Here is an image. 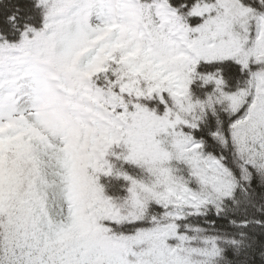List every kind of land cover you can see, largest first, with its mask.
<instances>
[{
	"label": "snow or ice",
	"instance_id": "1",
	"mask_svg": "<svg viewBox=\"0 0 264 264\" xmlns=\"http://www.w3.org/2000/svg\"><path fill=\"white\" fill-rule=\"evenodd\" d=\"M0 264H264V0H0Z\"/></svg>",
	"mask_w": 264,
	"mask_h": 264
}]
</instances>
